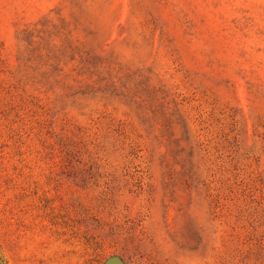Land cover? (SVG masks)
Wrapping results in <instances>:
<instances>
[{
	"label": "rangeland",
	"instance_id": "374dc122",
	"mask_svg": "<svg viewBox=\"0 0 264 264\" xmlns=\"http://www.w3.org/2000/svg\"><path fill=\"white\" fill-rule=\"evenodd\" d=\"M2 264H264V0H0Z\"/></svg>",
	"mask_w": 264,
	"mask_h": 264
},
{
	"label": "trees",
	"instance_id": "16d2710c",
	"mask_svg": "<svg viewBox=\"0 0 264 264\" xmlns=\"http://www.w3.org/2000/svg\"><path fill=\"white\" fill-rule=\"evenodd\" d=\"M0 264H2V263H1V260H0Z\"/></svg>",
	"mask_w": 264,
	"mask_h": 264
}]
</instances>
